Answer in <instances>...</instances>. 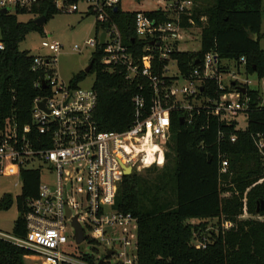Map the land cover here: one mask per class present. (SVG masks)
I'll return each mask as SVG.
<instances>
[{"label":"built area","instance_id":"1","mask_svg":"<svg viewBox=\"0 0 264 264\" xmlns=\"http://www.w3.org/2000/svg\"><path fill=\"white\" fill-rule=\"evenodd\" d=\"M46 1L52 2L58 12L93 14L98 32L73 49L81 52L90 46L94 52L98 50L99 64L109 71L124 72L128 82L138 75L144 77L151 98L146 104L142 92L133 95L134 117L125 130H99L92 118L97 103L95 90L58 78L53 65L62 45L50 38L42 40L41 46L52 54H32L31 69L43 70V79L34 86L46 92L34 97L28 122L19 125L11 119L0 129V175L20 179L21 168L39 169L40 174L46 168L51 179L41 183L39 176L38 196L26 201L28 209L22 215L25 236L0 229V240L29 250L30 258H39L37 264H136L137 219L113 207L118 186L128 175L125 170L131 174L139 168L163 166L172 111L179 110L183 123L188 125L202 113L220 121L238 120L248 110L249 97L238 89L225 91L217 98L204 93L205 79L215 77L221 82L213 52L206 53L188 76L181 74L172 59L171 54L182 52L179 45L188 38L187 32L199 29L192 19L193 0H154L157 7L151 11L156 14L134 11L135 36L143 43L139 56L122 42L109 16L120 0H0V10L15 13ZM80 4H84V10ZM158 13L167 19H160ZM240 61L245 63L243 57ZM172 63H176L184 83L169 75ZM248 83L237 85L246 88ZM218 135L219 142L223 134L219 131ZM235 138L231 135L230 141ZM257 147L260 151L264 147L260 138ZM217 157L219 173H225L228 160L220 150ZM73 217L86 236L80 243L75 240ZM84 244L87 248L81 250ZM194 245L205 248V237ZM108 250L113 253L108 255Z\"/></svg>","mask_w":264,"mask_h":264},{"label":"trees","instance_id":"2","mask_svg":"<svg viewBox=\"0 0 264 264\" xmlns=\"http://www.w3.org/2000/svg\"><path fill=\"white\" fill-rule=\"evenodd\" d=\"M193 2L192 19L200 29L201 47L197 52L171 54L181 74L188 76L206 53L213 52L217 73L226 71L227 66L220 63L222 60L232 61L238 68L243 57L245 72L263 79L264 49L259 40L264 0ZM56 12L50 1L15 13L0 10V40L4 44L0 50V129L11 119L19 125L28 122L34 97L46 92L34 86L43 79V70L31 69L32 54L20 50L19 43L30 32H42V26L35 24V19L43 16L45 23ZM22 13H31L35 18L18 21L17 14ZM135 14L122 11L119 6L109 11L122 42L139 56L143 43L135 36ZM158 14L160 19H167L164 14ZM98 26L95 23V34ZM100 54L98 50L93 52L87 72L94 73L92 88L97 94L92 118L99 130L120 132L133 120V95L142 92L149 104L151 90L140 75L128 82L124 72L104 69L99 64ZM85 75L84 71L76 74L70 83L76 86ZM234 83L220 87L217 78L205 79L204 93L217 98L225 91L236 89L238 83ZM245 94L249 97V107L243 129L238 128V120L220 121L204 113L192 124H180L182 114L174 110L162 168L149 169L157 170L150 180L135 172L123 177L113 207L137 219L136 264H264V221L235 218L242 210L252 216L264 215V211L256 212V207L264 201V147L262 151L257 147L259 138L264 143V101L257 89L246 86ZM219 131L223 135L218 142ZM233 134L236 138L231 142ZM218 150L228 160L225 173L218 170ZM39 176V169L21 168L20 193L15 197L8 193L0 197V211L7 210L13 202L19 211L12 229L15 235L25 236L22 215L28 209L26 201L38 196ZM225 192L229 196L222 197ZM221 214L232 219L233 225L227 230L218 228L210 232L205 236V248L197 249L190 242L195 227L189 220L214 219ZM30 255L29 250L0 240V264H25Z\"/></svg>","mask_w":264,"mask_h":264},{"label":"rangeland","instance_id":"3","mask_svg":"<svg viewBox=\"0 0 264 264\" xmlns=\"http://www.w3.org/2000/svg\"><path fill=\"white\" fill-rule=\"evenodd\" d=\"M122 11H151L157 7L154 0H120L118 5ZM84 4H80V9L84 10ZM12 13L14 11L12 10ZM35 16L31 13L17 14L18 21H28L29 19H34ZM95 16L91 13L82 12H71L67 13L64 11L56 12L51 15L47 21L42 25V32L33 31L25 36V39L19 43L20 50H28L31 54H52L47 48L41 46V41L45 39H53L59 42L62 47L60 54L57 57V61L54 63L55 71L58 78L62 79L65 83H69L76 74L82 73L84 68L88 65L92 58L94 50L90 46L83 47L81 52H76L73 49L74 45L82 46L86 39L93 38L95 34L94 30ZM188 38L181 42L179 49L181 51H193L197 52L200 50V29L191 28L188 32ZM261 38L259 40V45L264 49V4L261 9V26H260ZM221 65H226V71L223 73H217L216 75L220 78L222 86H229L232 81H236L239 84H244L247 80L249 81L248 87L251 89H257L260 97L264 101V78L258 79L255 74H247L244 71V67L240 66L238 69L232 61L222 60ZM169 75H174L178 77L179 83H184L179 77V72L176 63H172L169 69ZM94 73H86V75L77 82V86L82 88L92 87L94 82ZM239 128L245 127V116L243 114L239 115ZM152 168H162L151 167L139 168L136 171L137 175L151 179L156 175L157 170H150ZM51 175L48 173L46 168H43L40 174L41 183L50 182ZM16 183V185H15ZM21 181L17 176H1L0 175V197L5 194H11L13 197L20 193ZM229 196L228 192L222 193V197ZM19 211L17 210L15 202L7 210L0 211V229L4 231L11 232L15 223V220L19 216ZM239 220L256 219L263 220L264 215L257 214L252 216L245 210L235 216ZM189 224L193 227V235L190 242L195 243L201 237L206 238L210 235V232H216L218 228L222 230H227L233 225V221L230 218L225 217L221 214L219 218L212 219H190ZM81 250H84L86 245H82ZM94 256V255H93ZM25 264H37L40 262L37 256L27 257L24 261Z\"/></svg>","mask_w":264,"mask_h":264},{"label":"water","instance_id":"4","mask_svg":"<svg viewBox=\"0 0 264 264\" xmlns=\"http://www.w3.org/2000/svg\"><path fill=\"white\" fill-rule=\"evenodd\" d=\"M116 9H117V8H115V10H116ZM1 11L4 12V13H6V12H7V9L2 8ZM44 21H45V18H44L43 16L34 20L35 24H37L38 26H42L43 23H44ZM103 37H104V33H102L101 36H100L101 41H102ZM91 65H92V61H90V62L88 63V65L84 68V72H86V73L89 72V70H90V68H91ZM230 84H231V85H235L234 81H232ZM42 87H45L44 83L42 84ZM236 89H238V91H240L242 94H245V92H246V88H245V87H242V86H238V85H237V86H236ZM40 105H42V103H41ZM179 122H180V124H183V118H182V117L179 118ZM125 171H126V172H125L126 174H129V173H130L129 169H126ZM260 210H261V211H264V201H263V200L260 202V205H258V206L256 207V212H259ZM68 215H69V212H68V210H67V216H68ZM71 225H72V227L74 228V236H75V240H76V242H77V243L82 242V241L85 239L86 236H85V234H84V232H83L82 227H81L80 224L77 222L76 217H73V218H72ZM112 253H113L112 250H108V251H107V254H108V255H110V254H112ZM99 264H101V261L99 262Z\"/></svg>","mask_w":264,"mask_h":264},{"label":"bare ground","instance_id":"5","mask_svg":"<svg viewBox=\"0 0 264 264\" xmlns=\"http://www.w3.org/2000/svg\"><path fill=\"white\" fill-rule=\"evenodd\" d=\"M148 156L151 158L152 157V152L151 150H148Z\"/></svg>","mask_w":264,"mask_h":264}]
</instances>
